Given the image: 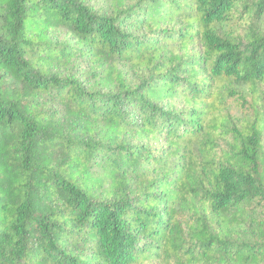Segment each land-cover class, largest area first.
<instances>
[{
    "label": "trees",
    "instance_id": "obj_1",
    "mask_svg": "<svg viewBox=\"0 0 264 264\" xmlns=\"http://www.w3.org/2000/svg\"><path fill=\"white\" fill-rule=\"evenodd\" d=\"M0 264H264V0H0Z\"/></svg>",
    "mask_w": 264,
    "mask_h": 264
}]
</instances>
